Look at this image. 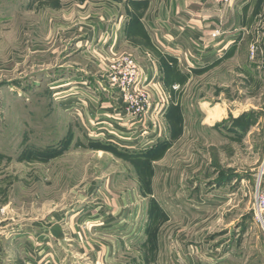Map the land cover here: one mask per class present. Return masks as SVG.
I'll return each instance as SVG.
<instances>
[{"label": "rangeland", "instance_id": "rangeland-1", "mask_svg": "<svg viewBox=\"0 0 264 264\" xmlns=\"http://www.w3.org/2000/svg\"><path fill=\"white\" fill-rule=\"evenodd\" d=\"M82 1L0 0L1 233L23 218L55 236L53 225L90 216L81 232L99 245L100 264H264L254 220L264 19L239 38L234 32L229 55L203 68L191 52L172 51L174 62L155 53L159 99L172 113L155 119L162 137L141 145L155 134L121 130L113 115L85 120L91 101L114 106L119 90L85 47Z\"/></svg>", "mask_w": 264, "mask_h": 264}, {"label": "crops", "instance_id": "crops-1", "mask_svg": "<svg viewBox=\"0 0 264 264\" xmlns=\"http://www.w3.org/2000/svg\"><path fill=\"white\" fill-rule=\"evenodd\" d=\"M233 1L237 4L230 9H221L222 6L218 7L207 0H84L77 6L78 26L86 35L85 47L92 52L98 66L109 71L108 65L113 59L129 56L140 67L142 81L146 85H143L142 91L152 102L146 123L151 129L157 127L158 130L149 139L153 140L150 144L159 140V134L162 137L155 119L158 116L165 118L172 113L169 111L170 105H163L159 99L166 95L161 82L158 83V78L163 81L164 75L159 72L158 66L161 63L155 53L171 58L174 62L178 58L175 59L172 51L178 50V54L191 52L194 60H198L197 63L201 65L200 68L227 57L233 50L231 45L234 40L232 38L236 37L234 32H239V38L241 32H249L264 19V0ZM216 29H220L222 34L216 40L211 39L209 48H206L207 39ZM95 51L103 55L104 59L96 57ZM182 56L186 64L192 59V55H188L190 59ZM257 68L259 70V66ZM114 101V106L109 104L100 108L95 107V103L91 101L84 110L85 120L89 123L93 115L111 117L117 112L123 117L120 123L130 126L118 91ZM117 104L119 107H116ZM160 107L165 110L158 112ZM100 126L106 128L104 123ZM132 129L139 131L137 126ZM144 143L141 142V145ZM86 218L89 219L90 216L80 219V223L83 224L82 220ZM105 221H102L101 226H105ZM82 224L75 221L69 227L61 225L62 234L52 236L43 234L45 222L16 219L8 224L10 229L0 234V264H88L83 262L86 255L91 256L92 264H100L99 245L90 242V239L85 241L81 232ZM38 242L42 245H37Z\"/></svg>", "mask_w": 264, "mask_h": 264}, {"label": "built area", "instance_id": "built-area-1", "mask_svg": "<svg viewBox=\"0 0 264 264\" xmlns=\"http://www.w3.org/2000/svg\"><path fill=\"white\" fill-rule=\"evenodd\" d=\"M207 1H212L221 6H230L233 3V0ZM220 35V30L216 29L211 32L210 37L216 40ZM252 53H254V48H252ZM109 70L111 82H113V86L119 90V100H121L123 104V111L127 117L126 120L130 123V126L120 123L123 121V117L115 112L113 115L117 119L118 127L126 131L128 128L133 130L132 128L137 126L139 127V135L140 133L156 134V131H158L157 127L151 129L149 124L146 123V117H148L152 109V102L149 96L142 91L146 85L144 81H142V76L139 74L136 62L129 56H123L113 60ZM136 137H138V135ZM152 141L153 140H146L145 143L150 144L153 143ZM262 178L263 181L261 182ZM258 184L259 186L255 195L254 220L264 231V169L261 170L259 174ZM2 230V220H0V233Z\"/></svg>", "mask_w": 264, "mask_h": 264}, {"label": "water", "instance_id": "water-1", "mask_svg": "<svg viewBox=\"0 0 264 264\" xmlns=\"http://www.w3.org/2000/svg\"><path fill=\"white\" fill-rule=\"evenodd\" d=\"M51 230H52L55 234H57L58 236H60V235L62 234V229H61V227H60L59 224H55V225H53L52 228H51Z\"/></svg>", "mask_w": 264, "mask_h": 264}, {"label": "trees", "instance_id": "trees-1", "mask_svg": "<svg viewBox=\"0 0 264 264\" xmlns=\"http://www.w3.org/2000/svg\"><path fill=\"white\" fill-rule=\"evenodd\" d=\"M140 28H141V27H140ZM163 59H164V60H167V61H168V60L172 61V59H171V58H168V57H165V56H164V58H163ZM168 81H169V80H168ZM169 82H170V81H169ZM170 114H171V113H170ZM162 147H163V146H162ZM162 147H161V148H162ZM161 148H160V149H161ZM146 172H147V173H149V171H146Z\"/></svg>", "mask_w": 264, "mask_h": 264}]
</instances>
